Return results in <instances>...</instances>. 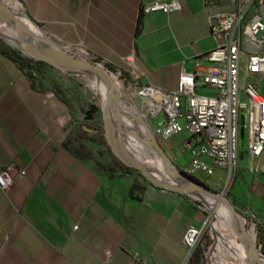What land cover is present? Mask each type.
I'll return each instance as SVG.
<instances>
[{
    "label": "crops",
    "instance_id": "1",
    "mask_svg": "<svg viewBox=\"0 0 264 264\" xmlns=\"http://www.w3.org/2000/svg\"><path fill=\"white\" fill-rule=\"evenodd\" d=\"M151 1L169 0H16L17 14L9 7L31 33L65 53L79 43L112 71L132 65L137 82L173 90L180 71L191 70L215 44L208 17L237 10L238 0H178L177 11L142 12ZM7 36L0 24V39L39 59ZM85 86L49 63L25 71L0 53V171L12 178L7 192L0 189V264H186L182 235L204 222L203 208L136 169L119 168L110 149L75 145L84 131L72 119L85 107ZM185 138L177 133L159 142L181 170L188 161L180 148ZM263 163L260 158L251 169L243 155L228 187L237 211L262 224ZM132 184L139 187L133 196Z\"/></svg>",
    "mask_w": 264,
    "mask_h": 264
},
{
    "label": "built area",
    "instance_id": "2",
    "mask_svg": "<svg viewBox=\"0 0 264 264\" xmlns=\"http://www.w3.org/2000/svg\"><path fill=\"white\" fill-rule=\"evenodd\" d=\"M179 8L178 0L151 1L141 11L167 14ZM207 22L215 44L193 60L191 70L180 71L173 90L137 82L139 74L133 68L127 72L123 69L122 79L129 84V97L137 98L141 117L153 121L152 132L162 140L180 132L186 134L180 144L181 151L189 153L184 173L192 177L199 171L209 176L214 167H221L227 179L243 155L251 169L260 158L264 161V92L260 91L264 83V0H238L237 10L210 15ZM77 48L82 49L79 43L71 52L74 57H80ZM123 61L130 65V56ZM178 118L184 121L179 123ZM79 128L87 131L82 124ZM261 168L264 170V163ZM11 180L5 170L0 171L3 192ZM245 216L253 218L251 214ZM206 222L207 218L201 225H189L184 230L186 256L205 234Z\"/></svg>",
    "mask_w": 264,
    "mask_h": 264
},
{
    "label": "water",
    "instance_id": "3",
    "mask_svg": "<svg viewBox=\"0 0 264 264\" xmlns=\"http://www.w3.org/2000/svg\"><path fill=\"white\" fill-rule=\"evenodd\" d=\"M0 15L4 17L5 21L9 25L14 41L20 48L29 52L38 53V60H43L46 63L53 65L69 76L76 77L78 81L84 84H91L96 90L99 91L100 95L102 94L106 97L107 101L110 103V106L115 108L108 93H102V90L99 89L101 80H104L107 86L113 85L109 76V72L112 71L110 68L100 64L95 59L88 60L74 57L71 53H65L63 50L54 46L53 44H48L47 41H45L42 37L36 35L35 33H31L21 22L17 21L14 18L10 7L1 0ZM23 16L30 20L27 14L23 13ZM1 40L5 42L4 39ZM117 125L121 132L120 138L118 140L109 141L108 146L112 153L116 154L118 159H120L119 156L124 157L122 160L126 165L131 166L139 171V173L145 179L156 186L181 192L188 196H195L198 200L200 198L201 204H205L204 209L207 208L205 201L201 198V194H205L212 201L218 200L217 202L223 207V211L225 212L226 216L229 217L230 220L234 221L236 227L235 230L240 236V243L242 240L246 241V245H242L241 243L245 255L249 254V257L254 258L257 256L255 253L256 244L254 236L249 238V228L247 229L244 226L243 215L233 208V204L230 203L229 199L223 195L222 190L216 191L184 173L172 162L168 156L164 154L157 142L134 133L124 121L117 120ZM107 136H109L111 139H114L113 133L111 135L107 133ZM123 137L137 140L147 151L153 152L158 156L161 164L160 173L158 175L164 177L166 181H162L160 178L155 177L153 169L139 163L130 155L129 152H125L126 148L121 144ZM244 264L254 263L246 259L244 260Z\"/></svg>",
    "mask_w": 264,
    "mask_h": 264
},
{
    "label": "rangeland",
    "instance_id": "4",
    "mask_svg": "<svg viewBox=\"0 0 264 264\" xmlns=\"http://www.w3.org/2000/svg\"><path fill=\"white\" fill-rule=\"evenodd\" d=\"M9 6L13 9V11L17 14L21 12L19 8L17 7L16 0H4ZM27 7V5H26ZM2 26L6 25L0 22ZM28 25V24H27ZM7 30L10 31L9 25L7 24L4 26ZM28 27H32L31 25H28ZM7 41L14 44V38L12 36H7ZM28 40V39H27ZM77 54L78 56L82 57L84 56V52L81 48H77ZM132 68L128 65H123L118 70H113L109 72V76L112 80L113 85L107 86L104 80H101V85L103 87V92L108 93L109 97L115 101L116 105L118 106V109L115 107H111L110 103L107 101L106 97L102 94L100 95L99 91L96 90L91 84L87 83L86 86L83 87V91H86L87 94V101L84 105L85 107L82 110V114L79 118L72 119V123L74 126L79 127L81 124L84 125L87 129L86 132H81V135H77V137L74 139L75 145L77 146H83L87 148H92L99 151H106L109 150L108 142L111 140H118L120 138V129L117 125V120H122L126 123V125L136 134L142 135L143 137L152 139L153 141L159 142L163 141L159 135L152 132L153 130V121L149 118L145 117L142 118L140 113L138 112V100L135 97H129V84L126 82V80L122 79L123 73L129 71V69ZM125 69V70H123ZM121 72V74L119 73ZM67 77V76H66ZM70 79H76V77L69 76ZM69 79V78H68ZM78 81V80H77ZM131 83V81H129ZM260 91L264 92V84H260ZM115 106V104L113 105ZM182 110V108L180 109ZM122 113V115L120 114ZM123 115L128 118V121L126 122L123 119ZM160 115V114H159ZM160 118V116H157L156 119ZM184 121V118H178V122L182 123ZM134 126L137 131L135 132L131 126ZM107 133L111 135L113 133L114 139H111L109 136H107ZM183 133L185 136L186 134ZM132 139L137 146V151L134 154V159L138 161L139 163L144 164V154L142 152V149H144L143 145L138 142L137 140ZM245 139V136L241 138V142L243 143ZM81 144V145H80ZM87 145V146H86ZM147 151V150H146ZM125 152H128V150L125 149ZM183 152L184 158L187 160L189 159V154L186 151ZM149 156L147 158V161L149 157L155 155L153 152H149ZM114 157L118 159L116 154H113ZM118 159L119 161V168H124L125 166H128L125 164V162L122 160L124 157H120ZM139 172V171H138ZM141 175V174H140ZM141 177H143L141 175ZM195 178H197L199 181H202L203 183L207 184L210 188L221 191L225 197H227L230 200L229 194H228V187L230 186L234 173L227 177L226 179V170L221 167H214L213 173L209 176L204 175L201 172H196L194 175ZM144 178V177H143ZM164 181V180H162ZM214 183H220L219 185H214ZM227 192V193H226ZM199 203V205L203 208L205 205L201 204V200L196 201ZM207 209L203 208V211L206 215L207 222L205 224L206 229L205 233L210 234L212 237V240L215 241V237L222 235L225 240L232 246V248L243 258H245V252L242 249V245L240 243V236L237 234V231L235 230V224L234 221L230 220L229 217L226 216L223 225L220 227L219 232L212 231L211 229V223L213 221H217L219 219V210L218 207H216L215 203H213L214 210L212 211L213 215L210 213L211 206L208 205ZM235 210H238L237 208L233 207ZM214 218V219H213ZM249 238L254 236V229L249 228ZM226 248V247H225ZM229 250V249H228ZM230 252V250H229ZM207 253V252H206ZM205 260H207L208 264H210L209 259L205 256ZM225 264H237L235 260H233L230 256V261Z\"/></svg>",
    "mask_w": 264,
    "mask_h": 264
},
{
    "label": "trees",
    "instance_id": "5",
    "mask_svg": "<svg viewBox=\"0 0 264 264\" xmlns=\"http://www.w3.org/2000/svg\"><path fill=\"white\" fill-rule=\"evenodd\" d=\"M0 53L7 58L15 61L19 67L23 68L25 71H29L32 69H36L38 71L41 70L42 66L46 64L43 60L31 59L27 56L22 55L19 50L14 47H11L3 40L0 39ZM121 144L128 150L130 155L134 158V154L137 151L136 143L130 139L123 137L121 140ZM125 170H133L134 168L131 166H125ZM136 173L140 175V173L136 170ZM195 180H198L194 176H192ZM199 181V180H198ZM202 182V181H200ZM203 183V182H202ZM139 189L136 184H132L129 194L131 196L134 195V191ZM228 190V189H227ZM227 193V192H226ZM244 226L248 229L252 224L254 228V239L256 244V257H249V254L245 255V260L252 261L254 264H264V224L258 222L254 218L243 216ZM242 245H246V241L242 240ZM208 246L206 257L209 259L210 264H225L230 261V252L227 248L221 245L216 239L212 240L210 234H204L202 239L190 252L186 264H201L203 258V251Z\"/></svg>",
    "mask_w": 264,
    "mask_h": 264
},
{
    "label": "bare ground",
    "instance_id": "6",
    "mask_svg": "<svg viewBox=\"0 0 264 264\" xmlns=\"http://www.w3.org/2000/svg\"><path fill=\"white\" fill-rule=\"evenodd\" d=\"M0 22H2L3 24H6V25H7V22L5 21V19H4V17H3L2 15H0ZM6 25H4V26H6ZM28 41H30V40L28 39ZM99 86H100L99 89H101L102 92H103V87H102V85L100 84ZM112 101H113V104H115V107L118 109V106L116 105L115 101H114V100H112ZM120 114L122 115L121 112H120ZM123 119H124L126 122L128 121V118H127L126 116H124V115H123ZM130 126H131V128H132L135 132L137 131V129H136L134 126H132V125H130ZM142 152H143V154H144L143 157H144V164H145V166H147V167L153 169V172H154L155 177H158V178H160L161 180L166 181V179H165L164 177H162L161 175H158V174L160 173V169H161V164H160V161H159L158 156H155V155H154L153 158H152V156H151V157H149V159H148V161H147V158H148V156L150 155V154H149V151H146V149L144 148V149H142ZM202 199L205 201L207 207H209L208 205H210V206L212 207L210 211H213V210H214L213 203H215L216 207H218V210H219V213H218V214H219V219H218L217 221H213V222L211 223V229H212V231H217V233H218L220 227L223 225L224 220H225V218H226V214H225V212L223 211L224 209H223L222 206L219 205V203L217 202L218 200L212 201V200L208 199L206 195H203V196H202ZM211 214H213V213H211ZM215 239H216L221 245H223L224 247H226L227 249L230 250L231 258H232L233 260H235V261L237 262V264H244V260H245V258H243L242 256H240V255H239V254H238V253L232 248V246H231V245L225 240V238H224L222 235L216 236Z\"/></svg>",
    "mask_w": 264,
    "mask_h": 264
}]
</instances>
